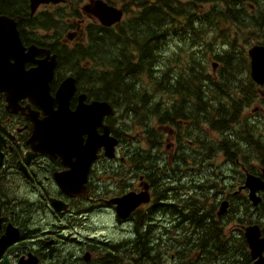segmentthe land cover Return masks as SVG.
<instances>
[{
	"label": "flooded vegetation",
	"instance_id": "obj_1",
	"mask_svg": "<svg viewBox=\"0 0 264 264\" xmlns=\"http://www.w3.org/2000/svg\"><path fill=\"white\" fill-rule=\"evenodd\" d=\"M78 1L40 4L31 15L29 0H0V16L13 22L24 49L19 82L47 86L52 99L43 106L27 97L14 101L3 91L12 77L0 73V264H215L218 258L254 264L244 233L255 225L264 239V190L256 191L260 203L252 206L246 181L264 183V95L236 116L203 101H148L145 120L137 122L122 101L89 96V61L75 62L72 54L87 25L104 27L92 14L98 0ZM74 8L76 17L67 12ZM116 8L122 18L129 15ZM57 9L69 18L60 20ZM32 47L48 53L33 54ZM52 60L48 80L42 64ZM39 67L42 72L35 71ZM68 78L75 81L68 111L109 103L112 114H98L88 128L97 140L115 141L112 158L99 146L76 173L70 164L77 157L66 139L65 154L48 147L53 138L46 120L58 109L55 94ZM74 135L83 145L90 133ZM65 178L64 185L71 179L83 194L67 193ZM128 194H144L148 201L122 218L112 201Z\"/></svg>",
	"mask_w": 264,
	"mask_h": 264
},
{
	"label": "trees",
	"instance_id": "obj_2",
	"mask_svg": "<svg viewBox=\"0 0 264 264\" xmlns=\"http://www.w3.org/2000/svg\"><path fill=\"white\" fill-rule=\"evenodd\" d=\"M104 1L132 16L117 29L87 25L84 41L74 48L75 62L87 56L92 60L90 73L97 75L90 80L92 99L122 101L137 122L145 120L148 101H203L204 107L215 105L219 113L235 116L253 101H262L258 93L264 86L250 78L247 50L264 46L263 1ZM246 3L257 10L253 18L246 14ZM57 13L61 20L62 9ZM71 13L76 17L78 8ZM213 63L215 74L210 72ZM70 65L77 69L76 63ZM79 75L82 89L84 75ZM225 105L231 110L223 109ZM109 260L99 264H111ZM227 263L224 258L215 261Z\"/></svg>",
	"mask_w": 264,
	"mask_h": 264
},
{
	"label": "water",
	"instance_id": "obj_3",
	"mask_svg": "<svg viewBox=\"0 0 264 264\" xmlns=\"http://www.w3.org/2000/svg\"><path fill=\"white\" fill-rule=\"evenodd\" d=\"M30 2V14L32 15L37 7L40 4H60L63 0H29ZM87 10V9H85ZM93 16L98 20L100 25L104 27H111L114 24L120 23L122 19L121 10L116 7L109 6L105 2L98 0L94 4L92 11ZM33 49V54L48 53L44 50ZM24 51L18 32L15 29V25L11 20L4 16H0V73L11 75V79L8 82V86L3 90L9 95L12 100L16 101L19 98L27 97L31 100L37 101L39 106H43L47 101L52 99L48 96V88L45 86L41 88H31L25 84H21V77L19 74L22 72V54ZM249 57V67H250V78L251 80L259 85H264V46L254 45L248 52ZM8 60H14L13 64L7 63ZM5 61V62H3ZM45 67L43 75L50 79L53 69L55 67V61L52 60L50 63L42 64ZM213 66H216L215 64ZM36 72H42L43 68L39 67ZM17 77L14 79L13 76ZM75 81L72 78H68L61 85L55 94V101H58L59 106L55 112H51L49 119L46 122H50V125L47 127L51 129V135L53 140L48 144L50 150L54 151L57 154H61L63 151L62 143L66 139L67 143L69 142L70 148H72L71 153L76 154L77 160L73 165L70 164L71 172L76 173L80 168L88 167L89 163L94 159V153L96 148L99 146L105 147V156L108 158L113 157V150L115 141L110 140L105 143V138L102 136L99 140L91 134V130L88 128V124L97 117L98 114L101 115H110L112 110L110 105L107 102H92L90 105L80 104L76 112L71 114L67 109V102L74 94L75 91ZM24 85V86H23ZM47 85V84H45ZM84 95H82L79 101L84 100ZM63 101V102H62ZM85 118V119H84ZM63 122L64 125L61 123ZM69 122L71 128L68 127ZM87 123L86 128L84 129V124ZM87 131L90 133L89 138L86 144L81 145L74 133H79ZM107 134V133H106ZM108 135V134H107ZM67 145V144H66ZM91 151L90 160L86 158L88 152ZM65 154V151H63ZM79 172V171H78ZM84 172V170H83ZM71 183L66 185V178L62 180L61 185H64V189L67 193L71 195L81 196L83 192L80 191V186L76 185L78 183ZM246 185L250 188V199L253 206H257L260 203L259 197L255 195L256 191L264 190V183L259 182V180L249 177L246 181ZM148 201V198L144 194H128L123 196L120 199L112 201L116 206V214L119 217L125 218L132 210L137 208L140 204H144ZM226 203H222L220 206V212L226 210ZM61 210V208H58ZM245 239L248 243L250 254L253 259L260 257L264 252V239L260 238V232L257 227H251L245 231ZM264 257L260 258L255 264H263ZM23 264H35L34 260L25 261Z\"/></svg>",
	"mask_w": 264,
	"mask_h": 264
},
{
	"label": "rangeland",
	"instance_id": "obj_4",
	"mask_svg": "<svg viewBox=\"0 0 264 264\" xmlns=\"http://www.w3.org/2000/svg\"><path fill=\"white\" fill-rule=\"evenodd\" d=\"M117 1H120V0H114V2L117 4ZM258 1V0H257ZM261 1H263V6H264V0H261ZM251 3H254L253 1H251ZM255 4V3H254ZM118 5V4H117ZM251 5L252 4H247V6H248V11H247V14H248V17H250V18H253L254 17V14H258L257 13V10L256 9H253V7H251ZM64 5H62V6H59V7H63ZM117 7H119V6H117ZM205 7H203V9H204ZM137 8L136 7H134L133 8V10H136ZM47 10H51V8H42V12H45V11H47ZM67 12H70L71 13V10H68ZM131 16L132 15H127V16H123L124 18H122L121 19V23H124V22H127L128 21V19H130L131 18ZM67 18H69V16H66V14L65 15H63V19L65 20V19H67ZM116 30V29H115ZM257 42H261V40H257ZM170 45H171V47H173L174 46V43H170ZM170 50H171V48H170ZM115 53H118V51H115ZM89 55V54H88ZM86 60H88L89 61V74H86V79L87 80H91L92 78H94V77H96L97 75H95V76H92V72L90 73V69H91V65H92V60L89 58V56H87L86 57ZM225 259V258H224ZM227 262H228V260L227 259H225ZM242 261V260H241Z\"/></svg>",
	"mask_w": 264,
	"mask_h": 264
}]
</instances>
